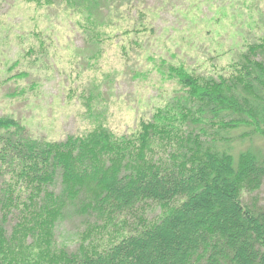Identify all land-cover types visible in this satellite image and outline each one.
Here are the masks:
<instances>
[{"label":"trees","instance_id":"1","mask_svg":"<svg viewBox=\"0 0 264 264\" xmlns=\"http://www.w3.org/2000/svg\"><path fill=\"white\" fill-rule=\"evenodd\" d=\"M69 1L101 26L129 0ZM237 55L233 76L162 61L178 88L131 134L108 127L103 81L87 86L82 134L35 138L0 117V264H264V36Z\"/></svg>","mask_w":264,"mask_h":264},{"label":"rangeland","instance_id":"2","mask_svg":"<svg viewBox=\"0 0 264 264\" xmlns=\"http://www.w3.org/2000/svg\"><path fill=\"white\" fill-rule=\"evenodd\" d=\"M103 13V25L88 26L69 0H0V117L35 138L82 134L87 86L103 81L108 127L131 134L178 88L162 61L233 76L237 54L264 36V0H129ZM96 39L100 52L87 63ZM252 140L264 152V136ZM76 226L60 221L58 240L73 242Z\"/></svg>","mask_w":264,"mask_h":264}]
</instances>
